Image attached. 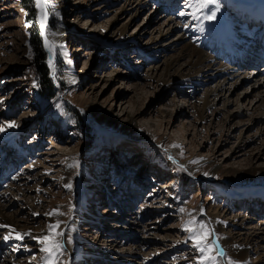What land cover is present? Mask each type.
<instances>
[{"label": "rangeland", "instance_id": "rangeland-1", "mask_svg": "<svg viewBox=\"0 0 264 264\" xmlns=\"http://www.w3.org/2000/svg\"><path fill=\"white\" fill-rule=\"evenodd\" d=\"M53 2L56 39L36 27L34 0H0V125H18L0 132V199L9 198L0 212L36 237L60 220L59 264H201L183 230L191 217L226 249L217 264H264V236L253 239L264 235L263 23L226 0L215 20L204 16L216 5L195 10L196 0ZM216 20L258 41L238 58L236 78L216 66L168 76L181 37L216 63L233 57L225 47L215 59L223 47L205 24ZM38 35L50 88L35 59ZM45 36L64 45L54 67ZM53 210L63 215H46ZM9 233L0 228V264H44L36 240H4Z\"/></svg>", "mask_w": 264, "mask_h": 264}, {"label": "bare ground", "instance_id": "bare-ground-1", "mask_svg": "<svg viewBox=\"0 0 264 264\" xmlns=\"http://www.w3.org/2000/svg\"><path fill=\"white\" fill-rule=\"evenodd\" d=\"M226 2L231 3L233 5H236L239 9L248 12V15L247 14L246 15L250 17L252 22H254V20L261 21L263 23V27L258 32L257 36H259L261 38L264 36V0H254V1H250V0H226ZM221 10H222V8H220V10H219L220 13L222 12ZM48 22H49V18H48ZM206 23L207 24L204 23L206 25V27L209 28V30H211L214 33V34L212 33L213 34L212 41L214 43L222 45V47H223V50H221V52H217L216 54L214 53L215 59L217 57H219V55L222 52H224L225 47H226V53L232 54L233 57L230 58L229 56H227L225 61H223V60L221 61L219 59L220 62L216 63L209 53L205 54L204 52L199 50L197 47L193 46L190 43V41H184L183 37H181L180 42H184V43L180 46V48H178L177 56L175 57L176 59L170 61L167 64L168 72L166 74H168L171 69H175L176 72L174 75H177L178 79H180V78L186 79V78L191 77V76L200 77L201 75H203L205 73L206 68L211 69L213 66H216L218 76L222 75V76H225V77L230 78V79L236 78V70H238L240 68L239 66H238L239 68L237 67L238 58L243 59L245 54L248 53L247 48H252L253 45H257L258 41L254 40V36H252L251 34L250 35H246L245 33L238 34L236 31H234V29L231 28V25L229 22H223V21L220 22V21L216 20L214 23H208V22H206ZM244 30H246V29H244ZM46 32H47L46 35H48V37L50 36L54 39L59 38V35H60V34H58L59 32L54 33L53 31H51L49 26L47 27ZM50 33H54L55 35H51ZM220 42H222V43H220ZM258 47H259V45H258ZM263 48L260 49L259 52H258L259 49L256 50V53L258 52V56L256 55L258 57V61H264V50H263ZM219 49H221V48H219ZM179 57L186 58V62L182 65L180 64L179 66H177L176 61L178 60ZM238 73H239V71H238ZM168 76H169V74H168ZM240 76H241V74L238 75L237 79H240ZM197 79L198 78H196L195 80H197ZM236 81H238V80H236ZM257 84L259 85L258 88L264 87V82L258 83V81H257ZM222 85H223V83H218L216 87H220V86L222 87ZM213 92H214V90L210 89V93H213ZM259 92H260V90H259ZM214 93L216 94V92H214ZM204 102H205L204 105L210 104L208 96L204 99ZM204 105H202V106H204ZM88 113H89V111H88ZM132 122H133V119L131 118L127 124L128 127L126 126L128 129L133 126ZM255 173H256V170H254V168H251L250 170L245 172V174L249 177H252ZM1 200H5L4 202H8L9 198L2 196L0 201ZM3 218L6 219L5 223H0V224L10 226V227H8L10 232L12 231V229H15L17 232V229H16L14 223L7 218V215L4 212L3 213L0 212V220H3ZM263 230H264V228H263ZM255 232H257V231H255ZM12 233H15V232H12ZM260 234H262V236ZM36 235L37 234L34 233V236H36ZM263 236H264L263 232H258L255 235V238H253V239L257 240L259 237H263ZM221 250L224 252L226 249L221 247ZM243 254H245V253H243ZM246 255H247V253H246Z\"/></svg>", "mask_w": 264, "mask_h": 264}, {"label": "snow or ice", "instance_id": "snow-or-ice-1", "mask_svg": "<svg viewBox=\"0 0 264 264\" xmlns=\"http://www.w3.org/2000/svg\"><path fill=\"white\" fill-rule=\"evenodd\" d=\"M215 4L216 7L214 10H211L207 15L204 16L206 20H215L216 13L219 11V4L217 0H196L194 4H191L195 10H203L209 7V5ZM34 6L38 9V23L39 28L41 31L48 27V18H49V10L55 11L56 5L53 0H34ZM59 15L58 13H55ZM179 15H185L184 12H180ZM192 15L199 19V17L195 16V11ZM51 35H55L54 33H50ZM45 46L50 54L49 56V65L54 67L52 60L54 56V49L59 47L63 50L64 45L60 44L57 45L54 41H49L48 37H44ZM18 125L12 121L8 122L6 125H0V132H4L6 128H15ZM207 175V173H205ZM68 188H71V185H65ZM181 212L184 209L180 210ZM46 215L49 216H59L63 215V213L59 212L58 210H53L51 213H47ZM61 221L57 220L55 223L50 224L48 226V232L45 235L36 237L32 236V234L25 233L21 234L16 232L15 229L7 235L4 236V240L12 239V232H15V239L23 240L24 237L30 236L33 240H36L39 245H41L40 251L44 252L46 255L44 256V264H59L60 257L63 255L65 251V241L61 238L64 237L63 231H58L61 226ZM10 227L8 225L0 224V228H7ZM185 232L189 233V239L193 242L194 247L202 254L201 255V264H217V257L224 258V252L219 248L218 242L219 237L216 235L215 230L210 227L209 224L204 223L203 221L197 222L195 217H191L188 221H186L184 225ZM212 238L211 241L209 238ZM68 243L71 242V238L69 237L67 240ZM215 252V255L213 254Z\"/></svg>", "mask_w": 264, "mask_h": 264}, {"label": "trees", "instance_id": "trees-1", "mask_svg": "<svg viewBox=\"0 0 264 264\" xmlns=\"http://www.w3.org/2000/svg\"><path fill=\"white\" fill-rule=\"evenodd\" d=\"M29 17L31 19H34V21H37V19L35 18L34 14H32V15L30 14ZM36 27L37 28L39 27L38 21L36 22ZM37 34H39V31L37 32ZM34 51H35V59L38 60V67H39V69L41 71V76L43 77V79H45L44 80V84L48 85L47 88H50L52 86V80H51V78H50V76L48 74L49 73L48 70L46 68H44L43 61L40 60L41 56H43L45 54V52L43 50V47H42V42H41L40 36H39L38 40L34 43Z\"/></svg>", "mask_w": 264, "mask_h": 264}]
</instances>
